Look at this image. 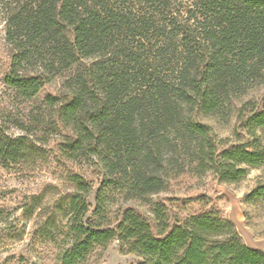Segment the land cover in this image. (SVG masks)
I'll return each instance as SVG.
<instances>
[{
  "label": "trees",
  "instance_id": "1",
  "mask_svg": "<svg viewBox=\"0 0 264 264\" xmlns=\"http://www.w3.org/2000/svg\"><path fill=\"white\" fill-rule=\"evenodd\" d=\"M8 2L6 85L29 100L64 76L65 93L44 100L52 127L68 130L61 157L99 167L98 203L106 188L123 200L147 198L152 214L149 220L126 209L115 222L71 220L58 264H82L112 241L138 264H264V251L249 247L219 210L172 220L150 198L183 173L236 184L249 167L264 166V107L246 102L235 110L252 136L261 131L249 146L217 141L201 121L225 103L234 108L231 95L244 81L264 77V0ZM23 147V137L0 136L2 160L16 162ZM70 181L76 194L69 209L83 217L90 187L78 175ZM246 200L264 202V184Z\"/></svg>",
  "mask_w": 264,
  "mask_h": 264
},
{
  "label": "rangeland",
  "instance_id": "2",
  "mask_svg": "<svg viewBox=\"0 0 264 264\" xmlns=\"http://www.w3.org/2000/svg\"><path fill=\"white\" fill-rule=\"evenodd\" d=\"M7 4L8 0H0V136L23 137L24 147L16 162L0 158V264H58V254L68 246L71 220L115 222L126 209L149 220L152 214L147 198L123 200L106 188L98 203L96 198L103 179L99 167L61 157L60 144L69 136L68 130L52 127L50 120L55 117L49 116L51 111L44 100L65 93L64 76L46 83L29 100L16 95L6 85L13 54L12 46L5 39ZM91 62L93 59H85L81 64ZM33 68L35 65L31 63L27 69L34 71ZM76 69L74 66L70 73ZM231 98L234 108L225 103L219 114L205 116L201 121L211 126L217 141H224L227 146H249L254 136H262L261 131L255 129L252 136L245 122L236 121L235 110L246 102H251L254 110L263 109L264 77L244 81L241 90ZM71 175L80 176L90 187L85 196L89 212L83 217L69 209V202L76 194ZM259 184H264V166L249 167L236 184L220 183L211 173L202 176L183 173L170 180L167 189L150 198L164 204L172 220L215 209L234 223L243 239L264 238V202L246 200ZM96 207L98 213H94ZM140 261L135 254L124 252L118 241H112L105 248L96 249L82 264H138Z\"/></svg>",
  "mask_w": 264,
  "mask_h": 264
},
{
  "label": "crops",
  "instance_id": "3",
  "mask_svg": "<svg viewBox=\"0 0 264 264\" xmlns=\"http://www.w3.org/2000/svg\"><path fill=\"white\" fill-rule=\"evenodd\" d=\"M238 229V228H237ZM244 241L246 244L253 248V249H259L264 251V238L261 237H255V236H249L248 238H244Z\"/></svg>",
  "mask_w": 264,
  "mask_h": 264
}]
</instances>
